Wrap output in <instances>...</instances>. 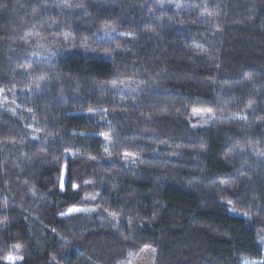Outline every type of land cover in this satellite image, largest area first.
Returning <instances> with one entry per match:
<instances>
[{
	"label": "trees",
	"instance_id": "1",
	"mask_svg": "<svg viewBox=\"0 0 264 264\" xmlns=\"http://www.w3.org/2000/svg\"><path fill=\"white\" fill-rule=\"evenodd\" d=\"M0 93V264L264 258V0H0Z\"/></svg>",
	"mask_w": 264,
	"mask_h": 264
},
{
	"label": "rangeland",
	"instance_id": "2",
	"mask_svg": "<svg viewBox=\"0 0 264 264\" xmlns=\"http://www.w3.org/2000/svg\"><path fill=\"white\" fill-rule=\"evenodd\" d=\"M4 105V99L2 97V94L0 93V108ZM201 111H204L206 114L204 116H191L190 122L195 127L205 126L213 121L215 118V115L211 113H207V110L205 109H198ZM207 121V122H205ZM66 175V168L63 171V182ZM264 229L260 230L258 233L257 242L264 248ZM156 260V250L151 247H145L142 250L139 251L137 254H132L131 256H128L126 259L122 260L119 264H155ZM259 261H264V258L262 260H250V259H243V264H257Z\"/></svg>",
	"mask_w": 264,
	"mask_h": 264
},
{
	"label": "snow or ice",
	"instance_id": "3",
	"mask_svg": "<svg viewBox=\"0 0 264 264\" xmlns=\"http://www.w3.org/2000/svg\"><path fill=\"white\" fill-rule=\"evenodd\" d=\"M105 28H106V29H110L111 26L106 25ZM114 85H115V82H114ZM88 111H89V112H92V111H94V109H89ZM211 111H212L211 109H207V113H211ZM192 114H193V116H201V117H202V116H204L206 113H205L204 111H201V110H198V109H196V108H193V109H192ZM205 122H207V121H205ZM102 135H104L106 139H111V138L108 136L107 133H104V134H102ZM109 154H110V153H109ZM128 155H130V154H129V153H125V156H128ZM61 187H63V185H61ZM73 187L76 188V187H78V186H77V185H73ZM229 203H231V202L229 201ZM233 210H234V209H233ZM79 211H84V210H83V209H79V208H72V209H69V212H79ZM113 215H116V214L113 213ZM262 239H264V237H262ZM146 247H147V246H146ZM128 255L131 256L132 253L129 252ZM8 259H9V260H18V259H22V257H19V256L13 257V256L9 255V256H8ZM129 264H130V262H129ZM257 264H264V261H259V262H257Z\"/></svg>",
	"mask_w": 264,
	"mask_h": 264
}]
</instances>
